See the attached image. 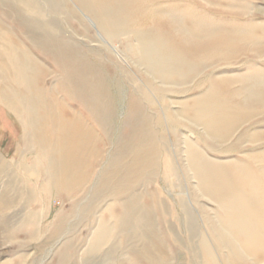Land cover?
<instances>
[{
  "label": "rangeland",
  "instance_id": "1",
  "mask_svg": "<svg viewBox=\"0 0 264 264\" xmlns=\"http://www.w3.org/2000/svg\"><path fill=\"white\" fill-rule=\"evenodd\" d=\"M27 1L0 0V19L31 49L29 37L13 22L17 14L12 12L15 3L21 2L27 9ZM34 2L39 19L54 27L50 37L61 36L67 43L76 44L80 53L93 57L111 80L114 116L103 127L94 126L100 151L96 157L97 180L119 167L111 165L121 155L128 133L132 151L127 155L129 167L121 171H125L124 176L131 175L125 182L122 176L117 183L95 185L89 191L91 197L87 193L63 201L51 189L30 207L25 200L12 203L11 210L0 216V264H264L224 227V211L204 192L192 158L198 155L210 172L220 176L229 171L238 178L248 172L264 180V94H258L259 90L264 93V0H144L142 20L148 31L154 30L158 21L174 28L180 22L193 21V29L202 34L201 41L206 40L211 28L256 37L248 39L243 49L204 59L191 74L170 83L158 77L139 50L135 32L143 22L137 21V26L111 39L103 31L98 14L77 0ZM3 32L0 36L8 39L7 31ZM91 44L95 46H88ZM32 52L48 69L50 77L45 85L51 88L57 79L56 65L39 50ZM217 88L216 99L230 101L233 112L243 120L225 138L212 135L205 122L186 113L192 103L205 100ZM58 96L64 100L63 94ZM68 105L76 115H87L75 103ZM22 135L19 122L0 104V157L9 163L33 166L35 151L23 146ZM18 172L21 177L29 173ZM7 182L5 175L0 195L5 188L13 194L5 186ZM30 185L39 186L37 182ZM122 192L118 198L113 196ZM133 196L139 198L126 212L123 206Z\"/></svg>",
  "mask_w": 264,
  "mask_h": 264
},
{
  "label": "bare ground",
  "instance_id": "2",
  "mask_svg": "<svg viewBox=\"0 0 264 264\" xmlns=\"http://www.w3.org/2000/svg\"><path fill=\"white\" fill-rule=\"evenodd\" d=\"M77 1L94 14H98L103 31L111 36V39L112 36L123 31L131 30L132 25L137 26V21L138 24L143 22L140 29L135 32L140 40L139 50L144 54V60L152 70L167 83L191 74L199 68L204 59L231 54L238 51V48L241 49L248 39L253 41L256 38L242 31H215L216 29L211 28V32L207 31L205 35L206 40L201 41L202 34L193 29V21L180 22L176 24V28L165 21H158L157 27L148 31L145 30L142 20L144 0H123L118 3H113L111 0ZM92 1L97 3V8L93 7ZM20 3L12 5V12L17 14L13 22L24 29L33 48L30 49L21 43L22 39L20 38L19 41L12 29L1 20L2 18L0 19V33L3 34L5 30L9 35L8 39L0 36V104L19 122L23 134L21 143L28 150L35 151L36 160L33 166L27 167L25 164L9 163L0 157V184H4L2 179L6 175L8 182L5 186L13 191L12 194L5 188L1 193L0 216L10 211L12 203L17 200L19 203L25 200L27 207H30L47 190L54 189L59 198L67 201L80 198L87 193L90 196L89 191L97 184L108 186L113 181L117 183L118 178L124 176L122 174L125 171L121 170L129 167L127 155L132 151V146L129 145L130 133H128L123 142L124 149H121V155L111 165L112 168L119 167L114 168L111 173L106 172V175L97 180L96 157L100 151L96 145L94 126L103 127L114 116L115 99L112 96L111 80L97 66L93 57L80 53L76 44L67 43V40H63L61 36H57V39L50 37L54 27L39 19L40 13L36 11L34 0L25 3L27 9L22 8ZM26 10L28 11L25 12ZM38 29L42 34L38 33ZM76 34L74 36L78 37ZM32 49L39 50L48 61L56 65L57 79L53 81L51 88L45 85V81L50 77L49 71L43 61L33 54ZM219 90L217 88L205 100L192 103L186 113L200 122H205L212 135L219 134L225 138L243 120L233 112L230 101L216 99L215 94H218ZM60 94H63L64 100L58 96ZM258 94L264 93L259 90ZM68 102L75 103L85 110L87 115H76ZM137 117H141V112L137 113ZM190 118L192 120V117ZM192 158L201 186L205 190L203 191L205 193L207 191L224 211L222 215L224 227L236 236L239 245H242L247 252L264 260V180H261L259 175L248 172L238 178L229 171H225L220 176L218 173L210 172L208 165L198 155H193ZM138 161L142 162V158H138ZM21 169L32 176L30 177L28 173L26 177L23 173L25 177H21L18 172ZM90 169L92 174L89 173ZM33 170L36 171L34 175ZM130 175L124 176L121 180L124 182L127 178L130 180ZM35 181L39 186L32 188L30 182L36 185ZM124 193H115L113 196L118 198ZM132 198L123 206L126 212H129L130 207L139 197Z\"/></svg>",
  "mask_w": 264,
  "mask_h": 264
}]
</instances>
